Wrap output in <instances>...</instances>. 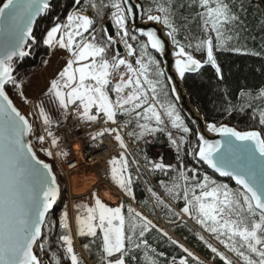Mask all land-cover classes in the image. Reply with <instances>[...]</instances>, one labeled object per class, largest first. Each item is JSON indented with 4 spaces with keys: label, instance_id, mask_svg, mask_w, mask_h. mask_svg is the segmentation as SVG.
Instances as JSON below:
<instances>
[{
    "label": "snow or ice",
    "instance_id": "snow-or-ice-1",
    "mask_svg": "<svg viewBox=\"0 0 264 264\" xmlns=\"http://www.w3.org/2000/svg\"><path fill=\"white\" fill-rule=\"evenodd\" d=\"M72 4L66 19L61 21L56 17L39 39L34 34V25L38 17L58 7L55 0H4L0 6V264H62V258L70 264H85L74 246L66 206L59 218L62 232L54 241L51 239L55 222L49 219V213L61 189L53 165L38 157L31 139L35 135L39 150L49 157L66 156V152L53 151L59 144V138L52 131L57 122L46 109L44 100H40L36 105L38 112L33 115L42 121L43 134L37 135L33 121L9 97L11 86L26 103H31L24 94L23 81H17L14 72L16 60L31 55V48L36 44L69 54L57 78L50 81L45 97L62 110L65 119L71 110L78 120L103 121L104 125H111L101 127L92 135L93 139L113 136L118 142L122 151L109 161L110 176L126 196L135 198L125 134L147 143V136L166 133L170 145L176 149L179 168L165 163L163 157L149 160L144 155V160L153 173H176L170 181L160 180L159 183L168 197L173 201L182 199L184 204L177 212L149 187L156 205L167 209L173 217L186 215L212 234L236 257L235 260L230 258L200 235L214 258L219 257L224 264H239L241 260L243 264H264V107H255L252 113L258 115L259 129L241 131L227 124L207 123V130L219 134L222 139L209 140L203 133L196 132L198 142L191 143L188 136L193 134L192 128L185 123L175 102L168 99L166 89L169 85L165 81L172 77L166 75L161 60L150 51L164 56L165 40L155 28H136L134 23L136 10L141 9V18L164 26L167 30L164 35L174 46V71L181 80L186 73H200L206 66L213 70L217 79L223 80L217 53L250 51L239 46L243 22L233 10L235 0H189L188 7L200 9L195 18L200 21L201 35L195 37V43L188 34V17L179 12L185 4L178 0H152L147 8L133 0H87L83 6L81 0H72ZM89 8L95 11V16L85 14ZM105 9L115 25L119 43L123 44L124 55L115 48L118 41L109 34L107 27H101L99 32L95 28L96 18H103ZM133 28L147 39L139 40ZM182 29L185 42L177 38ZM130 41L137 42L138 47ZM194 52L203 58H197ZM129 57L134 58V63ZM122 67L124 71L120 72ZM117 72L119 79L113 82ZM170 91L176 93L174 83ZM239 95L246 98L245 108H253L249 101H264V88L255 96L245 91ZM179 98L176 93L175 100ZM118 116L126 119L121 123ZM169 124L183 135L174 137ZM130 125H134L132 130L124 133ZM186 144L190 145V154L197 163L206 164L220 176L233 178L240 188L232 189L227 184L217 183L206 173L201 176L196 167H186L180 156L182 145ZM135 163L139 167V162ZM91 196L92 205H75V225L78 236L91 238L83 245L84 249L90 251L91 245L99 239L100 264H129L136 259L134 250L141 248L145 249L148 264H158L149 255V251L155 252V249H151L144 238L153 229L186 253L179 264H189V258L196 264H203L187 247L173 240L131 205L127 206L126 215L123 203L112 207L97 193ZM53 243L57 246L55 249ZM172 264H176L175 258Z\"/></svg>",
    "mask_w": 264,
    "mask_h": 264
},
{
    "label": "trees",
    "instance_id": "trees-1",
    "mask_svg": "<svg viewBox=\"0 0 264 264\" xmlns=\"http://www.w3.org/2000/svg\"><path fill=\"white\" fill-rule=\"evenodd\" d=\"M139 1L144 8H147L152 3V0ZM3 2L4 0H0V6ZM105 2H107V0H105ZM180 2L184 3L185 7L180 8L179 12L181 15L188 17V27L190 30L188 34L193 38L192 42L195 43V37L201 35L199 29L200 21L198 18H195L196 12L200 11V9L198 6L188 7L187 5L189 4V0H178V3ZM55 3L58 7H54L51 12L43 14L36 24L34 34L37 35L38 39L41 35L45 34L46 29H49L53 25L56 17H59L61 21H64L66 19V12L71 11L73 7L72 0H55ZM86 3L87 0H81V6ZM241 4L243 5L242 8ZM233 10L237 11L240 16V20L243 22L239 46L250 51L240 53L221 51L217 53L218 62L221 64L223 70V80L217 79L213 74V70L206 66V68L201 70L200 73H186L183 82L186 89L190 93L193 102L199 107L200 111L205 114L209 121L216 123L217 125L229 124L235 126L241 131L253 128L259 129L261 126L258 122V115L253 116L252 113L255 107H264V101L259 99L249 101L253 103V108H245L244 103L246 98H241L239 93L241 91L251 92L253 96H255L261 88H264V0H235ZM87 12L90 16H95V11L93 9L89 8ZM108 17H110V13L107 9H105L104 17L96 18L97 22L95 24V28L97 32H99L101 27H106L105 20ZM180 22L183 23V21ZM136 35L139 40L147 39L139 34ZM184 35L185 31L182 29L177 38L180 39L181 42H185ZM130 42L133 43L134 47H138L137 42ZM115 48H117V44L115 45ZM52 50L53 49H49L43 44H36L31 48V56L29 57L34 60L33 64L25 62V59H17L15 62L16 72L14 74L16 75L17 81H23V85L26 84L30 74L38 72L44 67L45 61ZM150 51L162 62L160 55L156 53L155 50L150 49ZM252 53H259V55H254ZM193 54L199 59L203 58L200 53L194 52ZM161 66L163 67V62L161 63ZM119 71H124L123 67ZM118 78L119 72L114 75L113 82L118 80ZM165 82L169 85V88L166 89V91L169 92L168 99L175 102L181 116L184 118L185 123L193 130V134L188 136V140L191 143H197L198 141L195 133L198 131L196 126L179 107L174 94L170 91L169 81L166 80ZM8 90L16 104L29 116L26 102L20 97L18 90L12 88L11 86H9ZM112 95L114 97L115 94L112 93ZM242 108L243 111H241ZM133 127L134 125H131V130ZM168 128L173 132V134L175 133L176 137L183 135V133L178 132L176 129H171L170 124L168 125ZM153 136L154 141L151 142L147 140L148 142L145 143L144 148L139 150L140 157L146 164L147 162L144 160V155H147L150 160L152 151L155 147H172L168 141L166 133H157ZM180 156L186 167L198 168L201 176L206 173L211 176L212 179L216 180L217 183L227 184L232 189L240 188L233 178L220 176L216 172L212 171L206 164H203L202 162L197 163V161L193 159V156L190 154V145H182ZM176 157L177 152L175 149V158ZM173 164L176 165L177 168L180 166L177 159L173 162ZM53 168L57 173L61 187V195L57 200V203L54 205V208L49 213V219L55 222L51 234V239L54 241L55 238L62 232L59 225V218L64 211L65 206L68 210L69 197L67 182L64 174L56 163H53ZM175 174V172L171 171L167 175H164L159 171L155 173L151 172L154 181L159 186L160 180L168 182ZM132 175L134 178L132 188L135 193V202L139 204L150 216L159 220H164L165 227H162L153 221V223L157 225V228L163 229L170 237H172L173 240H176L179 244H183L187 247L196 257L200 258L203 264H224V262L220 260L219 257L214 258V254L211 253V250L207 248L203 241L200 240V235H203L206 240L216 246L220 251H224L230 258L234 260L236 259L234 254L228 252L212 234L205 231L195 222V220L187 216L184 217L183 214L182 218L173 217L167 212V209L160 206L155 207L143 188L140 179H136L137 176L133 170ZM160 188L164 192V189L161 186ZM164 199L167 203L171 204L177 212H179L183 207L184 201L182 199L173 201L166 194ZM122 203L125 205L124 211L126 215L128 205H131L137 210V208L128 201H122ZM141 213L149 218L146 213ZM144 238L148 240V244L151 246V249H155V252L149 251V255L154 257L158 261V264H171L173 258L180 259L181 257L186 256V253L182 251L178 244H172L168 237L163 236V234L156 229L146 233ZM90 240L91 238L78 236L79 244L84 253L81 252L80 248L74 242L75 249L82 256L85 264H100V250L98 247L99 239H97L95 244L91 245L90 251L83 248V245L88 244ZM52 247L55 249L57 246L53 243ZM144 251L145 249L143 248L140 250H134L133 254L136 256V259L134 261H130L129 264H148ZM161 252L164 253L163 256L158 255ZM44 259L47 260L48 257L44 256ZM62 264H70V262L62 258ZM189 264H196V261L189 258ZM239 264H243V261H239Z\"/></svg>",
    "mask_w": 264,
    "mask_h": 264
},
{
    "label": "built area",
    "instance_id": "built-area-1",
    "mask_svg": "<svg viewBox=\"0 0 264 264\" xmlns=\"http://www.w3.org/2000/svg\"><path fill=\"white\" fill-rule=\"evenodd\" d=\"M86 14V13H85ZM88 15V14H87ZM119 41V37H115ZM123 53L122 55H124ZM134 63V58L129 57ZM83 109L81 108V111ZM62 111L57 114L54 118V123L52 126V131L59 138V144L53 149L55 153H60L61 151L66 152V156L54 155L53 157L47 156L44 152L39 150L38 142L36 141L35 135L31 137L33 141L34 148L36 151L47 158L52 163H56L59 169L63 172L70 184V178L76 173L77 175H88L91 174L94 178V183L87 189L90 193L91 191L100 192V197L104 199L102 191L104 189L111 190L116 196L118 204L122 201L130 202L134 207L137 208L139 212H144L148 214L139 204L135 202L132 197L126 196L121 189L112 181L110 176V164L109 161L112 157L118 156L122 151L119 148L118 142L114 140L113 136H102L93 139V133L100 130L101 127L111 126L104 125L103 121L98 122H85L78 120L75 113L70 110L68 117L65 119L61 114ZM125 117H118V120L122 123ZM30 120L34 123V129L36 134H43L42 132V121L37 120L33 115L30 116ZM131 130V125L129 128L124 129L123 132ZM175 137V135H174ZM149 141H154L153 136H147L145 138ZM125 142L128 145L126 155L129 159L130 171L135 172L136 176L139 177L143 188L148 194L152 204L156 207L155 198L152 197L148 188L151 187L154 191L158 192L163 198L165 194L163 193L160 186L154 181L151 171L147 164L141 159L139 150L144 148V140H136L134 137H129L125 134ZM49 146L47 140L45 147ZM163 157L165 163H173L175 159V150L172 147H155L152 151V156L150 160H159ZM135 161L139 162V167ZM73 174L72 176H69ZM69 188V187H68ZM69 192V191H68ZM85 192V193H88ZM83 194V193H81ZM76 192H72L70 187L69 196L81 195ZM108 200V199H106ZM117 202V201H116ZM149 215V214H148ZM157 221V220H156ZM159 222V221H158ZM163 225V221L159 222Z\"/></svg>",
    "mask_w": 264,
    "mask_h": 264
},
{
    "label": "rangeland",
    "instance_id": "rangeland-1",
    "mask_svg": "<svg viewBox=\"0 0 264 264\" xmlns=\"http://www.w3.org/2000/svg\"><path fill=\"white\" fill-rule=\"evenodd\" d=\"M110 19V17H109ZM69 58V54L65 50H60V49H53L50 53V55L47 58V63L44 64V67L35 73H32L29 75L27 83L23 85L24 88V94L27 97V100L30 101L31 103H26L27 106V111L30 116L33 115V113H37L38 109L36 108V105L39 103L40 100H44L45 102V107L50 111L53 117H55L57 114H59L62 110H60L55 103H49L48 100L45 97V93L47 91L48 86L50 85V81L54 78H57V75L59 71L63 69V67L66 64V60ZM32 59L25 58V62H28L29 64H33ZM118 77V76H117ZM119 79V78H118ZM34 116V115H33ZM37 120L39 118L37 116H34ZM63 173V172H62ZM76 174V173H75ZM74 174V180L76 181L75 184L78 185L80 190H75L71 184L72 178L70 179V186H69V181L67 179V176L64 175L66 182H67V187L68 188V213H69V220L72 224V230H73V238L74 242L77 244V246L80 248L81 252H83L79 241H78V235L76 231V225H75V215H76V208L75 205L80 204V203H87L89 205H92L94 203V199L91 196V193L94 191H91L90 193L88 192V188L94 183V179L92 178L93 176L91 174H88L90 176L86 177H81L83 179V184L82 186H79L81 179L80 177L76 174ZM73 174H70L69 176H72ZM92 178V180H90ZM70 187L72 192H76L77 194H81L78 196H69L70 193ZM88 192V193H85ZM99 196L100 192H95ZM104 199H102L105 203H107L109 206L115 207L118 206V201L117 196L109 189H104L102 191ZM108 199V200H106ZM117 201V202H116ZM186 216V215H184ZM153 219V220H152ZM151 220L154 221L155 219L152 218ZM155 222V221H154ZM181 259V258H180ZM180 259H175L176 264H179ZM173 262V261H172ZM172 264V263H171Z\"/></svg>",
    "mask_w": 264,
    "mask_h": 264
},
{
    "label": "water",
    "instance_id": "water-1",
    "mask_svg": "<svg viewBox=\"0 0 264 264\" xmlns=\"http://www.w3.org/2000/svg\"><path fill=\"white\" fill-rule=\"evenodd\" d=\"M133 2L136 3V4H141L139 0H133ZM1 6H3V4ZM136 11H137V16H136V20L134 22L136 28H144L145 30H147L148 28H155L157 30L158 34L161 35V38L165 40V44H166L165 54H164V56H160V57H161L162 62H163V68L166 71V75L172 77V79L169 81L170 86L174 83L175 87H176V93L179 94L180 98H179V100H177L179 107L182 109L183 112H185L187 117L193 122V124L196 126L197 131L200 132V133H203L206 136L207 139H209V140L222 139V137L219 134L213 133V132H209L207 130L206 124L207 123H213V122L209 121L207 119V117L205 116V114H203L200 111L199 107L193 102L190 93L188 92V90L186 89V87L184 85L183 80H181L178 77V74L175 73V71H174V56L172 55L174 46L171 44L170 38H168L166 35H164V33L167 30L164 28V26L162 24H158V23H154V22H148L146 20V17L141 18V16L139 15L141 9H137ZM39 19H40V17L37 18L36 24H37ZM36 24L34 25V30H35ZM105 25H106V27L109 30V34L115 36L116 28H115L114 24H112L110 22V20H106L105 21ZM133 31L135 32V34H139V32H137L135 28H133ZM117 48L119 49L120 53L123 52V50H124V48H123L121 43L117 44ZM30 56L31 55H29V56H27L25 58H28ZM25 58H23V59H25ZM15 72H16V69H15ZM15 72H14V74H15ZM176 93H173L174 96L176 95ZM9 97L13 100L14 104L21 110V112L24 113L25 115H27L25 113V111H23L16 104L15 100L10 95V93H9ZM227 125L229 127H235V126H232V125H229V124H227ZM237 130H239V129L237 128ZM37 155H38V157L40 159L44 160L46 163L52 164V162H50L49 160H47V159L43 158L42 156H40V154L38 152H37ZM211 170L214 171L213 169H211ZM53 171L56 173L54 168H53ZM217 174H219V173H217ZM56 175H57V173H56ZM57 182L60 185L58 176H57ZM60 189H61V187H60ZM60 195H61V193H60ZM52 209L50 210V212L52 211Z\"/></svg>",
    "mask_w": 264,
    "mask_h": 264
},
{
    "label": "bare ground",
    "instance_id": "bare-ground-1",
    "mask_svg": "<svg viewBox=\"0 0 264 264\" xmlns=\"http://www.w3.org/2000/svg\"><path fill=\"white\" fill-rule=\"evenodd\" d=\"M75 175H76V174H75ZM73 176H74V175H73ZM73 176H72V177H73ZM78 176H79L80 179H81V182H80L79 186H82V184H83L84 181H83V179L81 178L80 175H78ZM86 176H90V175H82V177H86ZM72 177H71V178H72ZM90 177H91V176H90ZM71 178H70V179H71ZM73 178H74V177H73ZM73 178H72L71 184H72L73 188H74L75 190L78 191V190H80V188L78 187L77 184H75L76 181H75ZM92 178H93V177H92ZM92 178H91L90 180H92ZM93 179H94V178H93ZM94 181H95V180H94Z\"/></svg>",
    "mask_w": 264,
    "mask_h": 264
}]
</instances>
